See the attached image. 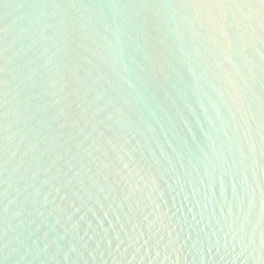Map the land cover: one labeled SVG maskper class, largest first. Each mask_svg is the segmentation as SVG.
I'll return each instance as SVG.
<instances>
[{
    "label": "water",
    "instance_id": "1",
    "mask_svg": "<svg viewBox=\"0 0 264 264\" xmlns=\"http://www.w3.org/2000/svg\"><path fill=\"white\" fill-rule=\"evenodd\" d=\"M0 264H264V3L0 0Z\"/></svg>",
    "mask_w": 264,
    "mask_h": 264
},
{
    "label": "snow or ice",
    "instance_id": "2",
    "mask_svg": "<svg viewBox=\"0 0 264 264\" xmlns=\"http://www.w3.org/2000/svg\"><path fill=\"white\" fill-rule=\"evenodd\" d=\"M262 3H264V0H261Z\"/></svg>",
    "mask_w": 264,
    "mask_h": 264
}]
</instances>
